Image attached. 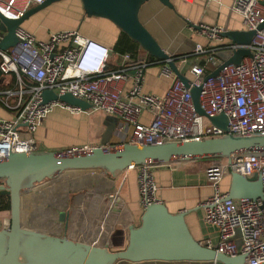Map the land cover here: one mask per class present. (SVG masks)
Returning a JSON list of instances; mask_svg holds the SVG:
<instances>
[{
    "label": "built area",
    "instance_id": "built-area-1",
    "mask_svg": "<svg viewBox=\"0 0 264 264\" xmlns=\"http://www.w3.org/2000/svg\"><path fill=\"white\" fill-rule=\"evenodd\" d=\"M44 0H0V15L7 19L20 18L30 7ZM191 3L193 0H182ZM229 11L240 20V30H253L248 46L250 54L234 64L224 65L215 76L206 77L222 60L218 54L228 55L243 46L232 42L223 33L222 25L198 23L197 32L203 43H194L189 52L173 57L176 71L188 80V87L167 63L159 65V75L168 79L161 94L142 91L144 68L152 59L132 62L129 54H121L120 66L108 69L105 64L91 68L81 62L86 49L102 48L108 60L110 50L81 35L76 29L48 33L40 39L21 24L14 30L15 45L0 48V76L7 77L0 84L11 88L0 90V105L11 112V118H0V157L10 153L37 149L32 137L54 107L71 113L94 112L119 119V131L126 142L138 145L164 141H191L218 138L225 132L212 125L207 117L219 113L227 117V132L235 136L264 134V0H232ZM5 32L0 30V42ZM245 47V46H244ZM189 55L187 73L181 68ZM206 77V78H205ZM130 87L124 91L125 83ZM200 87L199 114L190 94L191 87ZM52 90L57 95L69 93L90 104L81 111L60 102H42V92ZM148 117L142 119V114ZM150 163L129 167L137 169L139 204L159 202ZM237 172L245 177L258 176L261 195L257 198L228 199L221 189L225 175ZM212 193L199 206L203 221L216 229L217 240L206 239L202 244L227 256L244 255V264H264V152L233 156L230 161L219 159L204 169ZM4 184L0 180V185ZM239 228L242 244L236 245L235 229Z\"/></svg>",
    "mask_w": 264,
    "mask_h": 264
},
{
    "label": "water",
    "instance_id": "water-1",
    "mask_svg": "<svg viewBox=\"0 0 264 264\" xmlns=\"http://www.w3.org/2000/svg\"><path fill=\"white\" fill-rule=\"evenodd\" d=\"M60 0H44L30 7L20 18L7 19L0 15V30L5 32L0 48L16 44L15 28L29 16ZM86 16L111 21L118 29L136 41L145 51V60L167 63L177 77L188 87V80L176 71L172 55L156 41L139 19L141 6L148 0H80ZM173 9L170 0H158ZM264 24L258 26L262 28ZM253 30L227 29L223 35L243 47L222 60L206 77L215 76L227 64L238 63L250 54ZM245 46V47H244ZM205 77V78H206ZM200 87H191L195 110L204 115L199 105ZM60 102L86 111L90 104L69 93L55 94L46 89L42 102ZM210 123L225 134L218 138L191 141H164L138 145L130 142L108 144L116 119L105 117L106 130L99 146L67 149H36L30 152L10 153L0 157V195L9 197V223L0 228V264H115L117 261H214L219 264H244V255L227 256L206 247L193 238L185 212L171 213L161 202L148 204L142 211L140 223L128 227L127 244L121 250L111 251L105 246L72 241L42 232L38 226H27L21 219V201L31 194L43 180H55L69 171L98 170L114 175L129 167L158 162H180L201 159H226L245 153L264 152V134L235 136L227 132V117L219 113L207 117ZM110 122L112 124H110ZM261 195L258 176L245 177L230 174L228 199L257 198Z\"/></svg>",
    "mask_w": 264,
    "mask_h": 264
},
{
    "label": "crops",
    "instance_id": "crops-1",
    "mask_svg": "<svg viewBox=\"0 0 264 264\" xmlns=\"http://www.w3.org/2000/svg\"><path fill=\"white\" fill-rule=\"evenodd\" d=\"M170 9L158 0H148L140 8L139 19L149 30L159 45L169 54L177 55L192 50L194 43H203L204 39L197 32V24L222 25L226 29H240L239 18L229 11L232 0H193L191 3L182 0H170ZM27 30L45 39L48 33L60 30L76 29L90 40L111 49L105 67L116 69L121 63V54L112 47L119 29L109 20L100 17L86 16L80 0H60L30 16ZM55 20H60L58 24ZM53 23L51 29L39 30L35 25ZM35 23V24H34ZM37 23V24H36ZM23 24V23H22ZM145 51H140V60H145ZM194 62L188 57L182 66V73H187V66ZM159 65H147L143 71L142 91L161 94L168 84V79L160 76ZM130 87L127 82L124 91ZM61 109V108H60ZM66 111L64 109H61ZM52 112V111H51ZM45 117L34 133L38 149H66L84 146H99L106 126L105 117L116 119L112 115H103L98 138L90 140L87 128L82 126L81 134L69 125L61 124L50 117ZM62 112V111H61ZM74 114V113H72ZM71 114V115H72ZM78 114V113H77ZM11 112L0 105V118H11ZM73 116V115H72ZM79 116V115H77ZM148 117L142 114V119ZM78 118V117H76ZM82 120V119H79ZM110 124H112L110 122ZM120 121L113 124L108 144L125 141L119 131ZM91 136V135H90ZM212 159L170 162L153 164L151 173L157 186L155 196L169 212H185L187 226L194 239L204 242L217 240L216 229L203 221V209L199 204L211 193L212 187L206 180L204 169ZM71 172V173H70ZM65 182L52 181L36 185L32 193L21 201L22 222H33L41 231L72 241L105 246L111 251L121 250L127 244L128 227L137 226L143 208L139 204L137 190V169L104 174L101 171H69ZM65 173V174H66ZM87 192L84 195H72L81 187ZM230 175L221 181V189L228 191ZM81 187V188H83ZM9 223L7 211H0V228ZM205 230H204V228ZM115 264H219L214 261H117Z\"/></svg>",
    "mask_w": 264,
    "mask_h": 264
},
{
    "label": "rangeland",
    "instance_id": "rangeland-1",
    "mask_svg": "<svg viewBox=\"0 0 264 264\" xmlns=\"http://www.w3.org/2000/svg\"><path fill=\"white\" fill-rule=\"evenodd\" d=\"M33 19L34 18H31L29 16L23 22V24H21V25L22 26L23 25L26 26L27 22L28 21H33ZM59 21L60 20H55L54 23L58 24ZM53 25H54L53 23L49 22V23H46V24L40 23V25H35V27L37 26L36 28H38L39 30H43V29L47 30V29H51L52 28L51 26H53ZM240 25H241V23H240ZM221 55H222L223 58H226L228 56V53H226L225 51H221ZM4 76H0V83L7 78V77H4ZM71 114L72 113L69 112V111H67V110L66 111H63L59 107H54L52 109V112L50 114V117H52L54 120L58 121L61 124L69 125L71 128H74V130L77 129L80 134L83 131L82 126H81V125H83L84 127L87 128L88 138L91 141L94 140L93 138H98L99 137V134L101 133V130H99V126L98 125H99L100 120H101V118L103 116L102 114H97V113H94V112H89V113L84 112V113H78V114L77 113H74V114H72L73 116ZM77 115H79V116H77ZM76 117H78V118H76ZM79 119H82V120H79ZM33 135L34 134H32V133L30 135H29V133H26V134H20V137H22V138L32 137L34 139V142H35V144L37 146V149H38L39 145H38V143H37V141H36V139L34 138ZM66 175H68V173L63 174L61 177L58 178L57 181L65 182L64 180L66 179L65 178ZM49 181L52 182V181H55V180H43L42 183H47V182L49 183ZM37 185H40V184H37ZM81 187H83L82 184H81ZM81 187H79V188H77V190L73 191L71 196H74V195H84L87 192V190L85 189V187H83V188H81ZM25 224L27 226L31 227V226H33L34 223L33 222L31 223V222H27L26 221ZM204 230H205V228H204ZM234 238L236 240L237 247L240 248L241 247V244H242V239H241V233H240V230H239L238 227H236V229H235V236H234Z\"/></svg>",
    "mask_w": 264,
    "mask_h": 264
},
{
    "label": "trees",
    "instance_id": "trees-1",
    "mask_svg": "<svg viewBox=\"0 0 264 264\" xmlns=\"http://www.w3.org/2000/svg\"><path fill=\"white\" fill-rule=\"evenodd\" d=\"M113 51L119 54H129L132 62L140 61V51L142 50L139 44L131 39L126 33L119 29V33L112 47ZM179 54L173 55L172 57L177 58ZM192 55H189L191 57ZM153 64L160 65L156 60L153 61ZM151 64V65H153ZM14 83V77H11V80L8 84H0V90L11 88ZM217 162L219 159H212ZM9 210V197L6 195H0V211H8Z\"/></svg>",
    "mask_w": 264,
    "mask_h": 264
},
{
    "label": "clouds",
    "instance_id": "clouds-1",
    "mask_svg": "<svg viewBox=\"0 0 264 264\" xmlns=\"http://www.w3.org/2000/svg\"><path fill=\"white\" fill-rule=\"evenodd\" d=\"M102 48H96L95 51L86 49L81 57V62L89 65L91 68L101 67L105 64L106 54Z\"/></svg>",
    "mask_w": 264,
    "mask_h": 264
},
{
    "label": "flooded vegetation",
    "instance_id": "flooded-vegetation-1",
    "mask_svg": "<svg viewBox=\"0 0 264 264\" xmlns=\"http://www.w3.org/2000/svg\"><path fill=\"white\" fill-rule=\"evenodd\" d=\"M3 185V184H2ZM1 186V185H0Z\"/></svg>",
    "mask_w": 264,
    "mask_h": 264
}]
</instances>
